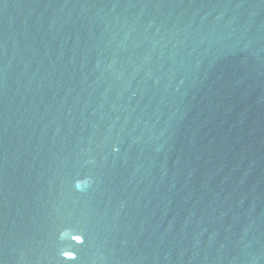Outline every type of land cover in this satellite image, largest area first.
<instances>
[{
  "label": "water",
  "instance_id": "water-1",
  "mask_svg": "<svg viewBox=\"0 0 264 264\" xmlns=\"http://www.w3.org/2000/svg\"><path fill=\"white\" fill-rule=\"evenodd\" d=\"M0 264H264V0H0Z\"/></svg>",
  "mask_w": 264,
  "mask_h": 264
}]
</instances>
